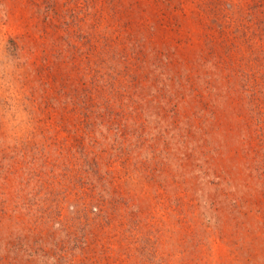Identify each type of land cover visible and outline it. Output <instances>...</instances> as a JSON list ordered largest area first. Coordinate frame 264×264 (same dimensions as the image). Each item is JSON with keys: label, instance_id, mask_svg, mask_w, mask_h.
<instances>
[{"label": "rangeland", "instance_id": "obj_1", "mask_svg": "<svg viewBox=\"0 0 264 264\" xmlns=\"http://www.w3.org/2000/svg\"><path fill=\"white\" fill-rule=\"evenodd\" d=\"M0 264H264V0H0Z\"/></svg>", "mask_w": 264, "mask_h": 264}]
</instances>
